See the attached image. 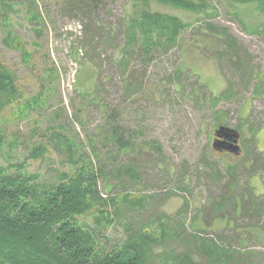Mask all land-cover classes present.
Segmentation results:
<instances>
[{"label":"rangeland","instance_id":"obj_1","mask_svg":"<svg viewBox=\"0 0 264 264\" xmlns=\"http://www.w3.org/2000/svg\"><path fill=\"white\" fill-rule=\"evenodd\" d=\"M36 1L41 17L34 22L16 4L6 18L0 2V61L18 80L17 100L0 116V167L25 163L40 182L56 184L61 173L92 162L101 195L114 200L104 208L114 224L96 221L92 211L80 218L82 225L104 251L118 247L132 230L146 226L160 236L165 228L169 236L157 251L161 264L170 253H180L195 232L220 247L241 248L226 219L212 212L230 195L232 164L239 181L232 195L249 203L251 182L260 211L244 205L242 217L230 218L236 227L264 232V95L255 92L260 79L255 73L264 75V16L256 5L206 0L217 9L206 16L155 2L103 0L88 15L74 0ZM142 11L175 16L192 27L172 49L149 56L138 48L128 51L122 70L124 26ZM202 20L226 28L248 52L246 71L210 58L211 43L202 41L201 48L192 43ZM223 94L228 98L214 106L212 97ZM218 113L226 118L223 126L240 134L239 155L213 148ZM115 130L134 146L120 150ZM40 145L44 156L30 159ZM206 162L217 165L220 179ZM253 236L245 235L243 253H254L249 264H264V235Z\"/></svg>","mask_w":264,"mask_h":264},{"label":"trees","instance_id":"obj_2","mask_svg":"<svg viewBox=\"0 0 264 264\" xmlns=\"http://www.w3.org/2000/svg\"><path fill=\"white\" fill-rule=\"evenodd\" d=\"M132 1L145 5L155 2L176 10L206 16H212L209 14L210 10L217 11L206 0ZM233 1L256 5L258 11L264 16V0ZM0 2L6 18L8 13L13 11L15 4L26 7L28 12H31V16L33 14L32 22L36 21L37 17H41V14L37 12L36 0H0ZM74 2L78 11L89 15L102 6L104 1L74 0ZM124 27L126 44L124 57L119 62L122 70H126L128 66L130 59L128 51L138 48L145 56H149L157 50L172 49L179 46L182 36L192 25L175 16L142 11L136 17H129ZM202 41H205V44L209 42L215 47L214 54H210V58L227 59L236 70L246 71L249 54L226 28L200 21L197 34L195 33L192 37V43L201 48ZM24 51L25 56L30 55L26 50ZM252 68L254 67H250ZM255 75L260 78L255 92L264 95V75L261 76L260 72ZM17 81L16 75L0 61V116L17 100ZM224 98L228 97L225 94L212 97L214 106ZM215 120L219 128L227 123L224 114L223 117L220 113L216 114ZM238 130L240 131V128ZM1 138L0 133V142ZM113 138L122 151L133 145L126 141L119 130L113 131ZM155 150L161 154L160 146L157 145ZM45 152V146L40 145L31 151L29 158L40 159ZM207 159L208 157H205L203 160ZM205 165L209 169L218 170L215 164L206 162ZM13 169L15 172H10ZM227 170L231 180L228 185L230 195L218 201L213 206L212 212L221 214L219 217L226 219L227 228L233 230V237L241 248L236 250L233 247H220L216 241L207 240L199 232H195L191 236V242L186 239L187 243L183 244L184 247L180 253H170V259L161 264H200V259L206 264H249L254 253H243L247 241L244 237L248 234H252V237L253 235L263 237L264 232L258 228L236 227L230 217L233 214L237 216L236 218L242 217L244 212L252 211L254 207L259 212L260 205L255 202V190L251 182L250 190L245 194L250 199L249 203L240 202L239 196L232 195L235 187L239 185L237 169L231 164ZM213 175L220 179L219 170ZM98 184L99 171L92 162H84L82 167L75 168L71 173H61L56 184L40 182L39 175L29 173L25 163L8 165L6 168L0 167V264H158V248L169 236L165 228L158 236L153 230L143 226L130 231L126 240L110 251H104L98 247L93 233L80 222V218L96 211L98 213L96 221L101 220L108 226L114 224L113 216L104 209L110 203H114V200L104 198ZM242 197L244 199L246 196ZM124 202L129 205L141 203L139 201L133 204L129 200ZM244 205L247 206V211ZM228 208L229 211H224ZM182 241L185 243L184 240ZM190 243L194 245V249L189 247ZM165 255L167 254H160V256Z\"/></svg>","mask_w":264,"mask_h":264},{"label":"flooded vegetation","instance_id":"obj_3","mask_svg":"<svg viewBox=\"0 0 264 264\" xmlns=\"http://www.w3.org/2000/svg\"><path fill=\"white\" fill-rule=\"evenodd\" d=\"M240 134H239V139H238V143L237 145L240 147ZM216 142V146H214V143ZM214 143H213V148H215V150H218L220 152H226V153H229V154H236L238 155L239 152H241V150L237 151V152H232L230 148V145H232L233 143V139H229L227 137H225V135H221V136H218L215 132V138H214ZM241 149V147H240Z\"/></svg>","mask_w":264,"mask_h":264},{"label":"water","instance_id":"obj_4","mask_svg":"<svg viewBox=\"0 0 264 264\" xmlns=\"http://www.w3.org/2000/svg\"><path fill=\"white\" fill-rule=\"evenodd\" d=\"M216 134L218 136L225 135V137L233 139V143L229 148L232 150V152H237L240 150V147L237 145L239 139V134L237 131L223 126L216 131ZM214 146H216V142L214 143Z\"/></svg>","mask_w":264,"mask_h":264}]
</instances>
